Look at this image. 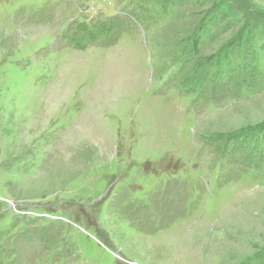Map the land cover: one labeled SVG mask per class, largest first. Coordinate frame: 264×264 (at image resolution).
<instances>
[{"label":"rangeland","instance_id":"obj_1","mask_svg":"<svg viewBox=\"0 0 264 264\" xmlns=\"http://www.w3.org/2000/svg\"><path fill=\"white\" fill-rule=\"evenodd\" d=\"M245 1L0 0V264H264Z\"/></svg>","mask_w":264,"mask_h":264},{"label":"trees","instance_id":"obj_2","mask_svg":"<svg viewBox=\"0 0 264 264\" xmlns=\"http://www.w3.org/2000/svg\"><path fill=\"white\" fill-rule=\"evenodd\" d=\"M242 1H244V2H247V1H245V0H242ZM243 6H244V9L245 10H247L248 12L250 11L252 14H254L257 10V8L255 7V5H253V4H251V3H249V1H248V3L246 4V3H243ZM253 9V10H252Z\"/></svg>","mask_w":264,"mask_h":264}]
</instances>
